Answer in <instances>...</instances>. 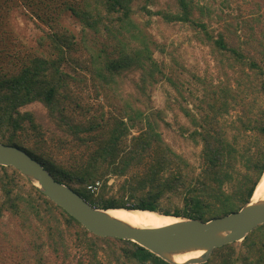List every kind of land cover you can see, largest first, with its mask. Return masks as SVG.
<instances>
[{
	"label": "trees",
	"instance_id": "trees-1",
	"mask_svg": "<svg viewBox=\"0 0 264 264\" xmlns=\"http://www.w3.org/2000/svg\"><path fill=\"white\" fill-rule=\"evenodd\" d=\"M23 1L30 8L35 2L52 10L57 6L58 17L71 12L82 33L77 38L71 30L46 22L51 31L40 38L39 48L22 52L6 18L12 0H0V143L26 151L55 180L99 209L150 210L206 222L237 212L250 201L264 173V47L256 38L241 39L238 33L246 25L241 14L227 29L214 30L195 17L196 11L202 18L209 16L195 0H172L177 12H152L148 5L155 0ZM229 3L225 0L228 8ZM139 12L186 24L222 63L239 65L240 90L248 88L246 94L263 98L254 110L253 100L245 103L246 95H236L228 84L213 93L211 115L195 118L190 134L201 143L198 165L176 152L159 131L161 123L169 124L164 112L153 108L151 96L166 77L154 59L155 51L164 47L134 18ZM132 72H139L132 80L138 96L123 92ZM33 103L43 104L69 138L48 135L33 113L23 111ZM239 107L232 124L237 134L230 140L220 118ZM245 137L247 143L239 147V138ZM109 176L119 179L116 186L108 185ZM99 181L102 188L94 196L89 186ZM115 188L117 193L111 194ZM7 213L22 220L23 228L26 224L33 248V257H28L13 232L0 225V247L9 246L1 255L17 264H49L44 247L52 253L51 264L69 259L72 264H169L134 242L88 232L18 170L0 166V221ZM33 219L44 227L45 239L34 232ZM205 264H264V224L242 242L215 249Z\"/></svg>",
	"mask_w": 264,
	"mask_h": 264
},
{
	"label": "rangeland",
	"instance_id": "rangeland-1",
	"mask_svg": "<svg viewBox=\"0 0 264 264\" xmlns=\"http://www.w3.org/2000/svg\"><path fill=\"white\" fill-rule=\"evenodd\" d=\"M200 6H203L209 12L208 17H203L196 11L195 17L203 19L207 25L214 30H225L227 24H235L237 15L241 14L246 21L245 29L239 32V36L244 40L246 38H256L264 47V0H229L230 8L225 5V0H195ZM31 8L28 7L23 0H12L9 5V13L6 18L12 29V36L16 37L15 41L19 47L27 53L32 49L39 48V40L45 37L51 31L46 22L54 23L56 28H67L77 37H81V22L71 12L62 13L56 6V10L47 7L45 3L35 2ZM142 4L144 1L141 2ZM137 4V3H136ZM135 4V5H136ZM148 9L152 12L161 10L177 12L178 7L172 0H155L154 4H149ZM36 14L43 17L40 19ZM54 22L53 20L56 18ZM137 22L144 27L145 31L152 40L158 45L164 47V51H155L154 59L163 65L165 78L160 80L153 89L151 103L153 108L164 112L165 121L168 126L161 123L159 131L162 133L164 140L178 153L183 154L191 162L198 165L200 162L201 143L194 142L191 137L192 131L195 130L193 121L195 118L201 119L202 116L210 114L208 103L213 99V93L228 84L236 95H246L245 103H252L254 110L263 103L260 95L246 94L250 90L245 88L240 90L237 86L239 79V65L230 66L229 61L220 60V56L213 53L211 49L193 36L194 33L186 24L182 23H166L160 15H149L139 12L134 15ZM150 20L149 25H145ZM53 21V22H52ZM59 25L57 26L56 24ZM145 25V26H144ZM104 39V37H100ZM104 42L107 43V41ZM31 51V52H32ZM264 67V63L261 62ZM249 72V69H246ZM74 73V72H72ZM89 74L87 77L89 78ZM139 72H132L126 75V83L124 85V93H133L138 96L132 85L133 79H138ZM167 78V79H166ZM171 79V81H169ZM242 97V96H241ZM249 106V105H247ZM239 108H230L229 113L224 114L220 121L224 127L226 136L232 140L237 132L232 128V124L240 115ZM185 110L190 111L191 115H187ZM23 111L34 114L38 123L48 132V135H58L59 137L69 138L63 130L58 129L55 120L49 115L48 109L41 103H33ZM248 140L239 138L238 146L242 147ZM118 178L109 176L108 185L116 186ZM99 188L92 194L97 196L102 188V182ZM117 189L111 190V194H116ZM32 226L35 227V233L41 235L45 239V229L41 223L33 219ZM2 230L13 232L16 242L22 244L27 251L28 257H33V248L30 243L28 233L22 225V220L15 219L9 213L5 214L0 221ZM0 247V264H17L18 261L11 260L1 255V250H7L8 244ZM71 253L74 248L69 245ZM44 255L47 263H52V253L47 247H44ZM105 260L104 257H100ZM67 264H72L71 259Z\"/></svg>",
	"mask_w": 264,
	"mask_h": 264
},
{
	"label": "water",
	"instance_id": "water-1",
	"mask_svg": "<svg viewBox=\"0 0 264 264\" xmlns=\"http://www.w3.org/2000/svg\"><path fill=\"white\" fill-rule=\"evenodd\" d=\"M0 166L18 170L88 232L134 242L169 264H205L215 249L242 242L264 224V198L254 202L252 196L239 211L206 222L183 219L159 228H134L110 216L109 209L92 206L72 188L55 180L38 160L16 146L0 143ZM194 251L203 253L183 263L174 258Z\"/></svg>",
	"mask_w": 264,
	"mask_h": 264
},
{
	"label": "bare ground",
	"instance_id": "bare-ground-1",
	"mask_svg": "<svg viewBox=\"0 0 264 264\" xmlns=\"http://www.w3.org/2000/svg\"><path fill=\"white\" fill-rule=\"evenodd\" d=\"M262 198H264V174L253 194V201L255 202ZM107 213L113 218L134 228H159L176 224L183 220V218L180 217L164 215L160 212L150 210L111 208L107 210ZM202 253L203 251H194L184 255L175 256L174 258L177 262L183 263L187 260L198 258Z\"/></svg>",
	"mask_w": 264,
	"mask_h": 264
},
{
	"label": "built area",
	"instance_id": "built-area-1",
	"mask_svg": "<svg viewBox=\"0 0 264 264\" xmlns=\"http://www.w3.org/2000/svg\"><path fill=\"white\" fill-rule=\"evenodd\" d=\"M99 185H100V182H96L95 185H91L89 186V189L92 191V192H95V190H97L99 188Z\"/></svg>",
	"mask_w": 264,
	"mask_h": 264
}]
</instances>
